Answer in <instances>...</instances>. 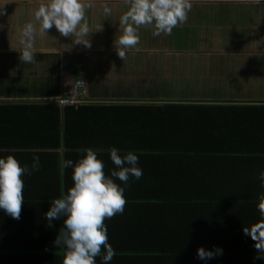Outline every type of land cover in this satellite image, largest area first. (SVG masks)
Wrapping results in <instances>:
<instances>
[{
    "label": "crops",
    "instance_id": "obj_1",
    "mask_svg": "<svg viewBox=\"0 0 264 264\" xmlns=\"http://www.w3.org/2000/svg\"><path fill=\"white\" fill-rule=\"evenodd\" d=\"M37 2L0 0V10H3L0 24L4 25L0 28V68L3 70L9 67L17 74L12 82L0 80V86L10 85L15 88L18 85L23 91L35 85L44 86L53 76L52 68L57 67L59 95L57 98L41 99L26 92L21 97L0 98L6 100L4 102L62 99L68 93L70 82L84 79L88 82L89 96L96 98L89 102L92 103L89 109L98 106H115V109L121 105L135 106L152 97L156 105L183 101L198 104L212 99L206 94L209 90L204 88H208L217 75L220 82L228 81L230 84L235 96L234 104H253L257 111H261L264 106V0H192L188 19L174 27L170 35L153 36L151 26H141L139 50L129 49L123 60L116 54L113 42L118 34L119 16L126 10L125 0H95L93 6L86 10L90 47L73 43L75 37L62 36L53 26L45 34L36 36L33 62L22 63L18 50L14 48L18 47L19 29L32 19V11ZM103 4L112 9L111 15H104ZM200 32H204L203 37L200 35V39L198 37L195 43L190 44L188 37ZM215 36L222 40L218 43L220 46L215 45ZM200 44L203 45L202 51L195 50ZM192 48L195 50L193 54L187 52L193 51ZM225 72L230 75L224 76ZM198 83L203 84L202 90L197 87ZM145 93L158 94V97L145 98ZM188 93H197L189 97L195 102L182 100ZM201 93L202 96L199 95ZM133 98L140 101H132ZM60 103L76 107L83 104V101L75 104ZM124 111L136 114L133 109ZM84 114L90 120L95 118L97 123H106L101 111H85ZM118 114L123 120L120 111ZM250 129L253 135L247 133L248 129L244 127L239 130L223 128L220 131L217 138L220 140V148L215 150V155L210 156L207 165L200 166L202 174L207 177L206 182L192 184L184 181L187 179L174 178L173 184L181 186L186 194L191 195L187 202L190 203L188 208L184 206L177 189L173 190V195L170 193L171 213L164 209L159 213V208L161 219L157 220V225L166 229L167 234H157L156 230L151 234L157 245L171 250L182 244L181 240L187 244V239L195 235L209 239L214 237L213 246L223 250V255L215 257L216 262L231 264L227 256L230 250L235 249L241 255L237 257L231 254L230 258L246 260V264H264V261L253 259L256 255L254 242L242 231L243 227L258 219L255 205L262 189L257 174L264 167V130L256 133L257 128L253 124ZM244 142L252 144L246 145ZM248 147L253 149H245ZM70 151L73 152L74 162L83 155L81 150ZM127 151L121 150V155ZM132 151L138 155V151ZM101 153L98 158L103 160L104 172L108 174L109 169L115 166L108 154ZM58 155V174L55 166L47 165L42 169L43 165H40L42 170L22 177L24 199L18 219L0 210V253L6 254L0 258V264H35L39 254L50 252H53V263L61 264L62 257L57 258L55 255L61 256L62 251L56 249L52 242L63 226V218L54 219L52 226L48 227L44 217L51 201L59 198L62 191L65 192L63 187L67 185V191L72 186L71 174H67L69 170L62 174L60 166L63 149L58 150ZM230 158L231 162L228 161ZM18 162L26 164V160ZM138 182L145 183L146 176ZM229 188V199L220 195L229 193ZM128 210L104 221L108 242L117 253L110 264H151L146 257L140 258V255L134 253L133 248L140 246V243L143 247L145 237L143 231L140 239L135 224L126 221ZM206 243V249L211 250L213 246ZM96 260L100 264L99 257Z\"/></svg>",
    "mask_w": 264,
    "mask_h": 264
},
{
    "label": "trees",
    "instance_id": "obj_2",
    "mask_svg": "<svg viewBox=\"0 0 264 264\" xmlns=\"http://www.w3.org/2000/svg\"><path fill=\"white\" fill-rule=\"evenodd\" d=\"M51 73L53 76L44 86L35 85L26 89L27 91H23L18 85L15 88L1 85L0 98L21 97L26 95V92L32 97L41 99L57 98L60 89L57 67L52 68ZM227 82H220L215 75L209 87L204 88L209 90L206 94L212 99L209 102L197 101L202 102L198 104L183 101L177 104L156 105L152 97L135 106L121 105L116 109L115 106H98L89 109L92 107V103L89 102L96 99L89 94L83 104L76 107L62 105L60 102L63 101V97L45 102L0 101V156L11 154L17 160H26V164L30 165L31 157L37 155L39 171L51 165L56 167L58 174L60 149H63V159H72L73 152L70 150L74 149H99L98 154L104 151L101 153L103 155L108 154L107 150L110 147L119 149L120 153L121 150H136L139 166L144 169L140 179L146 176V182L136 183L137 180L130 177L128 182L130 188L124 192L126 199L124 212L129 209L126 221L135 224L140 239L143 231L145 237L143 247L140 243L141 247L133 248L134 253L140 255V258L146 257L151 264L153 262L155 264H220L216 262V258L205 262L196 257L197 247L202 246L206 249L204 242H208L206 244L212 247L215 242L214 237L209 239L195 235L186 240L187 244L181 240L182 244L180 243L175 249L165 250L166 247L157 245L151 234L155 230L157 234H167L166 229L157 225V220L161 219L159 213L163 209L171 213L170 193L172 194L174 189L180 191V201L184 206L186 208L189 206L190 202H187L190 201L191 195L186 194L181 186H175L174 178L187 179L184 181L192 184L207 181L200 166L207 165L210 156L215 155V150L220 148V140L217 138L223 128L239 130L244 127L251 135H253V130L250 129L252 124L253 127L256 125V133L264 130V106L261 111H257L253 104H234L235 96ZM197 87L202 90L203 84L198 83ZM196 94L188 93L182 100L190 99L189 97H194ZM143 95H146L145 98L158 97V94ZM134 100L140 101L136 98L132 101ZM85 102L87 103L84 104ZM131 109L135 110L136 114L124 111ZM244 109L248 112L243 111ZM85 111H101L106 123L102 125V121L97 123L95 118L88 119L84 114ZM118 111L123 120L120 119ZM243 144L251 145L252 142ZM245 149H253V147ZM41 150L50 152L42 153ZM228 161L231 162V158ZM40 165H43L42 169ZM38 170L32 174H36ZM66 172L70 175L72 171L70 172V168L62 169V174ZM63 188L66 192L67 185ZM228 191L226 195L222 193L220 195L229 199L231 188ZM164 205L166 207H163ZM52 253L39 254L35 264H54ZM231 254H236L237 257L241 255L235 252V249L230 250L227 256L228 262L246 264V260L230 258ZM5 255L0 253V258ZM55 256L62 257V255Z\"/></svg>",
    "mask_w": 264,
    "mask_h": 264
},
{
    "label": "clouds",
    "instance_id": "obj_3",
    "mask_svg": "<svg viewBox=\"0 0 264 264\" xmlns=\"http://www.w3.org/2000/svg\"><path fill=\"white\" fill-rule=\"evenodd\" d=\"M94 2L95 0H38L32 11V19L25 22L18 32V47L14 49L19 52V60L22 63H32L36 52V36L45 34L53 26L60 35L75 37L73 43L90 47L86 10ZM125 3L126 10L119 16L118 34L113 42L116 54L122 60L129 49L139 50L141 26H151L153 36L170 35L174 27L182 25L188 19L192 8V0H125ZM102 11L105 16H109L112 9L103 4ZM0 14H3V10H0ZM3 27L0 24V28ZM76 80L86 82L87 98L88 82L84 79H75L74 82ZM81 151L83 155L75 162L62 158L61 168L72 170V186L66 192L62 191L59 198L51 201L44 217L48 227L52 226L54 219L63 218V226L52 242L56 249L62 251L61 264H97V257L100 264H110L117 253L108 242L104 221L123 213L126 204L124 192L129 186V179L139 180L142 169L136 152L129 150L121 155L119 149L110 147L107 152L115 167L105 174L104 162L98 158L99 149L84 148ZM38 169L37 155L31 157L30 165H21L11 154L0 156V210L5 215L19 218L24 199L22 177L30 176ZM257 178L262 189L255 205L258 219L243 227L242 231L254 242L256 255L253 259L264 261V167L259 170ZM222 252L217 246H213L211 250L201 246L196 249V257L206 262L222 255Z\"/></svg>",
    "mask_w": 264,
    "mask_h": 264
},
{
    "label": "rangeland",
    "instance_id": "obj_4",
    "mask_svg": "<svg viewBox=\"0 0 264 264\" xmlns=\"http://www.w3.org/2000/svg\"><path fill=\"white\" fill-rule=\"evenodd\" d=\"M203 33L204 32H200V33H196V34H192V35H190L189 37H188V42L190 43V44H192V43H195L196 41H197V39H198V37H199V39H200V35H201V38L203 37ZM222 40H220V39H218V36H215L214 37V43H215V45H218V43H220ZM205 45L206 46H208V47H210L207 43H205ZM218 46H220V45H218ZM202 47H203V45L202 44H200L195 50H197V51H202ZM192 50L193 51H187V52H189V53H192L193 54V52H195V50L192 48ZM224 69V68H223ZM202 71V70H201ZM16 73H14V71H13V69H11V68H4L3 70H2V68H0V80L2 81V80H5L6 82H12L13 81V79L16 77ZM226 75H230L229 73H226L225 72V75L224 76H226ZM227 78H228V76H227ZM32 81V80H31ZM74 81H72V82H70V85L73 83ZM70 85H69V87H70ZM2 98V97H1Z\"/></svg>",
    "mask_w": 264,
    "mask_h": 264
},
{
    "label": "built area",
    "instance_id": "obj_5",
    "mask_svg": "<svg viewBox=\"0 0 264 264\" xmlns=\"http://www.w3.org/2000/svg\"><path fill=\"white\" fill-rule=\"evenodd\" d=\"M86 82L83 80H76L66 96V99H64L62 102L69 103V104H75L81 101H84L86 98Z\"/></svg>",
    "mask_w": 264,
    "mask_h": 264
},
{
    "label": "water",
    "instance_id": "obj_6",
    "mask_svg": "<svg viewBox=\"0 0 264 264\" xmlns=\"http://www.w3.org/2000/svg\"><path fill=\"white\" fill-rule=\"evenodd\" d=\"M0 101H6V100H0Z\"/></svg>",
    "mask_w": 264,
    "mask_h": 264
}]
</instances>
